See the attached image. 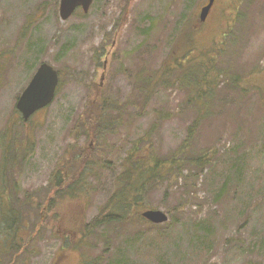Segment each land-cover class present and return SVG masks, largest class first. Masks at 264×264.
<instances>
[{"label":"rangeland","instance_id":"rangeland-1","mask_svg":"<svg viewBox=\"0 0 264 264\" xmlns=\"http://www.w3.org/2000/svg\"><path fill=\"white\" fill-rule=\"evenodd\" d=\"M207 1L95 0L87 13L79 8L62 20L60 0H0V165L6 134L18 143L26 133L33 136L28 161L10 170L19 199L28 192L48 196L50 175L73 143V129L88 103L97 93L127 101L135 75L161 67L176 39L193 34V26L185 22L196 21ZM229 26L234 27L221 46L222 66L239 74L243 86L249 87L247 82L260 86L264 81V73L259 72L264 70V0H216L206 22L194 26L200 41H214L196 47L191 63H203L202 53L212 50L216 42L219 48V36ZM196 36L195 32L193 41ZM43 62L60 72V83L53 101L25 125L16 105ZM256 67L258 73L251 74ZM228 84V79L222 82L211 111L202 120L193 106H185L184 90L157 87L146 113L132 114L108 137L109 164L87 177L89 195L61 206L66 216L55 230L42 227L35 238L30 234L17 264H81L83 258L95 262L102 255L96 264L109 260L115 264H264V108L259 89L239 97ZM158 112L171 116L160 122L152 137L157 153L175 152L198 119L189 151L196 156L207 154L208 165L203 169L187 166L183 174L149 193L150 207L169 215L166 223L101 228L94 239L87 240L85 253L66 247L57 258L63 244L57 233L62 232V224L67 227V214H84L87 221L98 214L115 190L127 150L156 121ZM79 141L90 144L83 136ZM27 210L37 224L40 210ZM107 244L110 249L104 253Z\"/></svg>","mask_w":264,"mask_h":264},{"label":"trees","instance_id":"trees-1","mask_svg":"<svg viewBox=\"0 0 264 264\" xmlns=\"http://www.w3.org/2000/svg\"><path fill=\"white\" fill-rule=\"evenodd\" d=\"M131 1L127 0L128 3ZM196 21L190 19L185 22L186 26H193L192 31L193 34L196 32V39L192 40L193 34L185 36L183 40L177 38L169 57L157 71L143 69L136 74L133 90L127 101L106 98L99 95L100 93L93 97L73 129V143L67 147L50 175L47 197L41 198L38 193L35 195L29 192L23 200L17 197V185L10 176V170L13 169L12 166L18 167L28 161L32 155L33 149L30 146L33 136L26 133L18 143L17 138H12L11 142L10 134H6L7 140L4 143L0 165V264H17L18 256L26 250L30 234L35 238L34 233L38 230L39 233L42 227L55 230L59 227L60 218L66 216L61 212V206L80 201L83 196L89 195L91 188L87 177L97 175L99 170L109 164L105 157L109 151L108 137L114 135L132 114L142 116L146 113L147 105L157 87L184 90L188 96L185 106H193L199 114V120L211 111L219 88L227 79L228 87L237 92L239 97L249 89H259L260 106L264 108V81L260 86L253 82H247L249 87L243 86L239 74H232L231 69L222 66L221 46L227 43L234 26H229V30L219 36V48L216 42L212 50L202 53L205 56L203 63H191L190 57L195 58L197 55L194 50L196 47H206L214 41L210 40L208 44L200 41L199 29L194 27L199 23ZM181 33L182 30L179 34ZM258 71L259 68L256 67L250 73L257 74ZM259 72L262 74L264 70ZM262 79L264 80V76ZM131 109L134 112L130 111ZM170 116L168 113L158 112L156 121L141 138L133 142L122 159L121 171L114 183V192L92 220L87 221L84 214H76L74 211L67 214L70 215L67 227H62V224V232L57 233L59 237L61 234L63 242L60 248L62 251L57 258H60L66 249L85 253L87 240L94 239L101 228L113 225L127 228L138 224L160 226L142 216L144 210L151 208L148 204L149 193L183 174V169L187 166L203 169L211 159L207 154L196 156L191 155L189 151L200 124L198 119L189 127L186 140L175 152L166 156L157 153L152 137L160 122ZM21 120L23 124H28L22 117ZM82 136L89 139L90 144L82 145L79 141ZM27 206L40 210L41 218L37 224L32 223ZM109 249L107 244L104 253H108ZM102 257L103 255L99 256L95 262L83 258L81 264H96ZM54 263L56 264V261ZM107 264L115 263L109 260Z\"/></svg>","mask_w":264,"mask_h":264},{"label":"water","instance_id":"water-1","mask_svg":"<svg viewBox=\"0 0 264 264\" xmlns=\"http://www.w3.org/2000/svg\"><path fill=\"white\" fill-rule=\"evenodd\" d=\"M214 1L209 0L208 4L201 8L199 17L202 22L206 21ZM93 2L94 0H60V17L67 20L78 8L87 13ZM58 84L59 72L51 64L43 62L17 102V109L24 120H28L36 111L53 101ZM142 215L155 224L165 223L169 219L168 214L160 209H147Z\"/></svg>","mask_w":264,"mask_h":264}]
</instances>
